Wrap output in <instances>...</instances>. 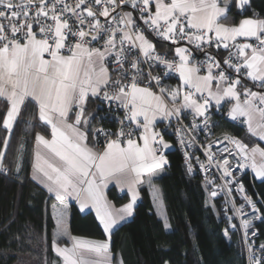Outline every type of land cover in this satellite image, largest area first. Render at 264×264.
I'll return each mask as SVG.
<instances>
[{"label":"snow or ice","instance_id":"obj_1","mask_svg":"<svg viewBox=\"0 0 264 264\" xmlns=\"http://www.w3.org/2000/svg\"><path fill=\"white\" fill-rule=\"evenodd\" d=\"M153 3L154 12L150 7ZM128 4L138 9L146 28L136 23L131 11L113 14L120 5ZM249 4L250 0H235L240 14ZM94 5L103 7L97 12ZM94 5L92 0H75L74 4L67 0H0V99L7 102V111L2 117V128L7 135L3 137L4 148H0V173L7 175L10 171L5 165V149L22 107L34 102L36 114L26 123L30 127L39 126L34 124L38 119L50 128V138L39 131L35 134L31 179L43 185L59 203V208L54 206L51 246L62 264H112L109 241L70 234L66 200L73 198L81 212L94 210L103 232L109 236L122 221L132 217L139 196L138 187L147 182L154 188L153 178L168 163L165 150L170 144L162 131L156 129L158 118L160 122L170 123L172 117L179 118L184 110H190L194 118H203L206 130L212 102L220 106L221 101L230 99L235 103L228 110V117L241 121L248 134L264 141V92L245 88L241 100L238 91L241 75L264 88V19L245 17L238 24L221 23L227 18L230 0H224L223 6L220 0H119V3L117 0H94ZM98 16L110 19L102 24ZM34 25L38 26V31L33 30ZM148 30L154 37L173 45L186 40L194 50L204 52L205 60L194 63L193 50L181 46H176L173 58L168 59L167 52L156 51L155 44L145 34ZM101 38V47L91 46ZM238 38H244L245 42H238ZM205 45L228 51L223 60L227 69H222L220 61L205 51ZM128 55H133V59L126 68ZM111 56H115L113 62L119 65L115 69L118 72L115 80L107 66ZM141 64L148 65L146 73ZM201 66L207 67L206 75H199ZM160 67L164 68L165 76L169 72L178 73L180 84L176 88L161 87L158 94L153 91L152 82L159 86L162 79L160 75H153L152 69ZM214 69L219 75L213 74ZM228 70L235 71L236 79L230 78ZM145 75L147 81L141 86ZM109 88L113 91H108ZM89 94L108 104L109 110L112 104L124 110L121 127L115 133L102 128L92 131L93 139L99 135L115 136V139H107L101 152L87 143V126L94 115H84ZM74 109L78 110L72 120ZM125 121L135 127L125 132ZM197 127L199 125L193 123L190 131ZM134 132H139L136 138H132ZM177 136L179 143L187 147L196 139L193 136L186 141L181 129H177ZM217 143L224 144L223 153L233 154L241 161L232 165L225 156L222 163L217 162L223 176H233L230 168H250L255 178L264 180V148L258 145L249 148L227 133ZM24 155L25 145L21 141L15 156L17 175L22 170ZM205 155L211 163L215 155L211 153V146ZM184 156L191 173L190 154L185 151ZM200 167L205 169L204 164ZM109 181H115L121 190L127 189L129 200L118 208L103 193ZM237 190L243 193V185ZM210 195L215 197L217 193L212 191ZM153 197L159 206L160 198L155 190ZM244 199L251 214L244 212L245 205L237 208L234 202L232 211L240 218L247 241L252 220L260 218L253 214L260 209L251 197ZM159 216L163 228L169 229L166 214L161 212ZM245 216L248 218L244 219ZM228 219L230 226L235 228L236 225L231 224L232 217ZM224 234L228 235L227 229ZM61 238H67L71 246L61 247L58 243ZM246 246L249 264H264V257L256 258L252 245ZM261 249L264 250V245Z\"/></svg>","mask_w":264,"mask_h":264},{"label":"trees","instance_id":"obj_2","mask_svg":"<svg viewBox=\"0 0 264 264\" xmlns=\"http://www.w3.org/2000/svg\"><path fill=\"white\" fill-rule=\"evenodd\" d=\"M228 24L251 16L264 17V0H250L242 14L237 12L235 0H230ZM155 47L171 55L173 44L154 38ZM194 54H204L190 47ZM217 60L223 61L224 49L206 48ZM237 77V74H236ZM238 89L251 87L259 91L264 88L240 76ZM94 98L87 108L93 110ZM222 112L228 111L224 106ZM7 111V102L0 99V148H4L2 117ZM94 112V111H93ZM36 114L34 102L22 107L21 115L14 124L9 146L5 149V165L10 169L7 175L0 173V264H60L52 251L51 239L54 228L50 207L53 196L31 179V162L35 134L37 131L49 137L50 128L38 119L29 126ZM94 114V113H93ZM223 114V113H222ZM95 115L92 119L94 123ZM216 130L226 131L241 140L248 147L260 141L247 133L244 125H238L225 115L217 118ZM93 127V126H92ZM92 129V128H91ZM91 134V130H90ZM21 141L25 145L22 170L15 171L16 149ZM167 168L158 176L156 183L161 190L164 209L170 228H163L150 199L148 189L140 187V200L134 206L133 216L118 225L109 237L113 262L120 264H245L242 241L239 233L228 226L222 217L218 201L207 196L198 175L190 173L183 163L181 154L173 146L167 151ZM244 183L254 197L260 199L264 215V180L256 179L250 172L244 176ZM107 197L114 205L127 203V193L109 187ZM70 232L73 235L93 239L105 238L102 226L92 212L82 214L73 204L70 209ZM258 241L264 245V219L256 223ZM225 229L228 235L225 236ZM18 237V238H17ZM62 240H59V242Z\"/></svg>","mask_w":264,"mask_h":264},{"label":"built area","instance_id":"obj_3","mask_svg":"<svg viewBox=\"0 0 264 264\" xmlns=\"http://www.w3.org/2000/svg\"><path fill=\"white\" fill-rule=\"evenodd\" d=\"M67 2L69 4H74L75 0H67ZM92 2L94 5V0H92ZM117 3H119V0H117ZM85 6H87V5H85ZM82 7H84V6H82ZM102 7H103V5H100V6L94 5V8L97 12ZM128 11L132 12L133 18L135 19L136 23L139 26L146 28V26L143 25V21L140 19L138 9L132 8L130 4L120 5L115 10V13H113V14L118 15L119 13L128 12ZM88 19L90 20L91 18H88ZM98 19L100 20V22L102 24H105L110 19V17L106 18L103 16H98ZM70 22L73 23V27L75 28V26H76L75 21L72 20ZM4 23H7V21H4ZM161 23H163V22H161ZM84 27H85V30H87V21H86ZM33 30L38 31L39 30L38 26L34 25ZM145 34L150 38H158V37H154L150 33V30L146 31ZM89 39H90V37H89ZM158 39H160V38H158ZM160 40H162V39H160ZM167 42L170 43V41H167ZM238 42L243 43L245 41H244V39H238ZM250 42H254V41H250ZM179 43H183V44L185 43L188 47H194L192 45H189L186 40L180 41ZM102 44H103V38L96 41L95 43H92L91 46L92 47H101ZM117 44L119 45V37H117ZM213 47L215 50L217 49L215 47V45H213ZM206 48H209V47L207 45H205V49ZM156 51L161 52V53L164 52V51L162 52L158 49H156ZM135 54L138 55V53H135ZM45 56H46V58H48L47 54ZM223 56H224L223 60L225 57L228 56L227 50H224ZM172 58H173L172 55H168V59L171 60ZM127 59H128V64H125L126 68L131 63V61L133 59V55H128ZM114 60H115V56H111L107 60V66L109 68V72H110L113 80H115L118 76V72L115 71V69H117L119 67V65H117L116 63L113 62ZM192 60L194 63L204 61L205 60V54H199V55L193 54ZM220 63H221L222 69H227V66L223 64V61L222 62L220 61ZM140 67L142 69H144L145 73L149 70L147 64H141ZM164 71L165 70L163 67L152 69V74L153 75H160L161 79H162V83L159 86H156L154 81L152 82L153 91L157 92L158 94H159V88H161V87L176 88V86H177L178 73L169 72L168 75L165 76ZM201 71L206 72L207 67L201 66ZM228 72H229L231 79H233V76H236V73L234 70H228ZM213 74L219 75V73L215 69L213 70ZM146 81H147V76L145 75L144 80L141 83V86H144V83ZM107 90L110 92L113 91V89H111V88H109ZM243 98H244L243 94L241 93V100H243ZM167 103H168L169 108H171L172 107L171 101L168 100ZM93 105H94L93 111H94L95 119H94V123L92 125L93 127L91 129L90 137L92 138L93 148L101 151V150H103L107 139H115V136L114 135H111V136L99 135L96 139H93L92 131H94L98 128H102L106 132L115 133L121 127L120 121L124 117V110L121 108H117V106L115 104H112L111 109L109 110L108 104L102 102L99 98H95V97H94ZM227 113H228V111L222 112L220 109L209 110L210 123H209L208 129H206V130L204 129L203 118H201V117L194 118L193 114H191L189 112L183 113V115H181L179 118L172 117L170 123L167 120L160 122V124L157 126V130L162 131V135H163L164 139H167V138L170 139L173 146L175 148H177V150L181 154L182 161L186 165V167H187V164L185 163L184 153H185V151H187L190 154V161L189 162L192 164V168H193L191 173L194 175H198L200 177L202 185L204 186V188L206 190L207 196H209L210 198H214L218 201L219 211H220L222 217L227 221L229 227H231V226H230V222H229L228 217H232L231 224H235L236 227L235 228L231 227V228L234 231L236 230L239 233V235L241 237V241H242L243 256L245 259V264H249V259H248L249 250L246 246L247 244L252 245V248L254 250V256L256 258L264 257V250L261 249V245H263V244L258 241V237H257L258 236V229H257V226H255L257 222L262 221L264 219V215H263V211L261 208L260 199L258 197H254L253 194H251L249 192V190L247 189V186L243 180L244 176L251 172L250 168H243V169L230 168L229 171H231L233 173V176H223V170L217 166V162L222 163L225 156H227L228 160L230 161V163L232 165H238L241 162L235 155L229 154V153H223L221 151L222 147L224 146V144H227V142H224V144L217 143L218 140L223 139V135L225 133L230 135L226 131H217L216 130L217 118L219 116H222V115H225L226 117H228ZM234 122L240 126H241V124H243L241 121H234ZM193 123L198 124L199 127L190 131ZM130 127L134 128L133 125H129L128 122L125 121L124 122V131L127 132ZM177 129H181L183 131L186 141L194 136L196 138L195 142L190 147L182 146L179 143V137L177 136ZM135 134H136V132H134L133 137L135 136ZM230 136L234 137L232 134ZM125 139H127V137H125ZM209 146H211V153L215 154L213 161L211 163L208 162V157H207V155H205V152ZM227 146L230 148L232 147L231 145H227ZM197 157L199 158V160H197ZM201 164L205 165V169H201V167H200ZM187 169H188V167H187ZM222 176H223V178H222ZM233 177H234V179H233ZM229 180H231L232 183H230V184L227 183ZM206 181H213V183H207ZM241 185H243V187H244L243 193L237 190ZM212 191H216L217 195L215 197H212L210 195ZM245 196L251 197V199L256 203L257 208L260 209L259 213L253 214V215L259 216L260 218L252 220L251 227L248 229L247 241H245L244 230L240 227V218L237 217L236 215H234V213L232 211V206H233V202H234L235 206L237 208H239L241 205H245L244 206V212L251 214L250 207L247 206L245 203V199H244ZM247 218H248V216L244 217V219H247ZM252 233H255V235L253 236Z\"/></svg>","mask_w":264,"mask_h":264},{"label":"crops","instance_id":"obj_4","mask_svg":"<svg viewBox=\"0 0 264 264\" xmlns=\"http://www.w3.org/2000/svg\"><path fill=\"white\" fill-rule=\"evenodd\" d=\"M220 3H221V6H223V3H224V0H220ZM151 7V10L154 12L155 11V5H154V3L150 6ZM247 17H251V16H247ZM245 18V17H244ZM252 18H254V17H252ZM258 18H260V19H264V17H258ZM221 23H224V24H227V25H232V24H228L227 22L225 23V22H223L222 20L220 21ZM239 22V21H238ZM238 22H236V24H238ZM154 44H155V42H154V38H150V37H148ZM238 39H244V38H238ZM164 41V40H163ZM171 43V42H170ZM172 44V43H171ZM176 46H181V47H188L185 43L183 44V43H179L178 45H173L171 48H172V51H171V55L173 56L174 55V49H175V47ZM190 48V47H189ZM63 54H67V52H64ZM45 58H46V56H45ZM177 60H178V57H177ZM207 74V71L206 72H204V71H200V73H199V75H206ZM177 86L180 84V80H179V74H178V76H177ZM233 79H236V76H233ZM249 80V79H248ZM249 81H251V80H249ZM251 82H253V81H251ZM254 83V82H253ZM176 86V87H177ZM245 88H249V89H251L252 91H257V92H264V91H259V90H257V89H252L251 87H245ZM244 88V89H245ZM213 89H215V83H213ZM244 89L243 90H240V89H238V91L240 92V93H244ZM200 94L199 93H197V96H199ZM90 98H94V97H92L91 96V94H89V96H88V98H87V100H86V104H85V112H84V115H85V117H89V114H93L94 112H93V110L90 108H87V103H88V101L90 100ZM233 103H235V101L234 100H226V101H221V105L220 106H217L216 104H215V102L213 101L212 102V104L210 105V108H209V110H211V109H219V107H221V106H224L227 110H229L230 109V107H231V105L233 104ZM78 109H74L73 111H72V113H71V119L72 120H74L75 119V112L77 111ZM187 112H189V113H191V114H193L190 110H184V112L183 113H187ZM93 117H94V115L90 118V123H89V125L87 126V130H88V133H89V135H88V141H87V143H88V146L89 147H91V148H93V146H92V138L90 137V130H91V128H92V119H93ZM229 119H231L230 117H228ZM142 119V118H141ZM71 122V121H70ZM160 124V121H159V118H158V121H157V123H156V129H157V126ZM134 126V125H133ZM135 127V126H134ZM244 127H245V129H246V126L244 125ZM139 135V132H136V134H135V136L134 137H132V138H136L137 136ZM46 138H50V135H49V137H46ZM257 140H259L260 141V143L259 144H256V145H254V146H260L261 148H264V141H262V140H260L258 137H255ZM165 141L166 142H168L169 144H170V148L169 149H166L165 150V156H166V159H167V155H166V153H167V151H169V150H171V149H173V144H172V142L170 141V139H165ZM34 146H35V143H34ZM249 148H251V147H249ZM33 149H34V147H33ZM95 151H97V152H101V151H103V150H101V151H99V150H96L95 148H93ZM168 161V160H167ZM168 164V163H167ZM167 164L163 167V170L159 173V175H161L165 170H166V168H167ZM32 170L30 169V172H31ZM250 171H251V173L253 174V176L255 177V174L252 172V170L250 169ZM159 175H157L156 177H154L153 178V181H152V184H153V186H154V188H150L149 187V184L147 183V182H145V183H143V184H141L139 187H138V191H139V196H138V198H137V202L140 200V187L141 186H145L147 189H148V192H149V196H150V199L152 200V204H153V207H154V209H155V211H156V214H157V216H158V218L160 219V216H159V213H164V214H166V212H165V209H164V205H163V200H162V198H161V190H160V187H158V185H157V183L155 182L156 181V179L158 178V176ZM257 179V178H256ZM36 182V181H35ZM39 185H41V184H39ZM42 187H43V185H41ZM109 187H113V188H116V189H118L121 193H127V189L126 188H124L123 190H121L117 185H116V183H115V181H109L108 182V184H107V186L106 187H104L103 188V193H104V195H105V197L107 198V200L108 201H110L113 205H114V203L111 201V200H109V198L107 197V188H109ZM44 188V187H43ZM45 190H46V192L48 193V191H47V189L46 188H44ZM153 190H155L156 192H157V194H158V196H159V198H160V204H159V209H160V211L158 212V209H156V204L154 203V197H153ZM50 194V193H49ZM50 195H52L53 196V198H54V200L52 201V205H51V207H50V214H52V216H53V212H54V206H56V208H59V203H58V201L56 200V198H55V196L53 195V194H50ZM128 200H129V196H128ZM128 202V201H127ZM136 202V203H137ZM66 203H67V205H68V213H69V216H68V222L70 221V216H71V213H70V209H71V205H75L76 207H77V209H78V211L79 212H81L80 210H79V206H78V204L76 203V201L73 199V198H68L67 200H66ZM115 206V205H114ZM121 205H116L115 207H120ZM135 206V205H134ZM86 212H92L94 215H95V211L94 210H91V209H89V210H87V211H85V212H81L82 214H84V213H86ZM133 212H134V210H133ZM96 217V216H95ZM130 217H128L127 219H126V221L129 219ZM98 221V220H97ZM53 224H54V227H55V221L53 220ZM123 222H125V221H122L121 223H123ZM120 223V224H121ZM117 227V226H116ZM115 227V228H116ZM54 229V228H53ZM103 229V228H102ZM69 231H70V224H69ZM70 234H71V232H70ZM51 235H52V233H51ZM71 235H73V234H71ZM73 236H77V237H81V236H78V235H73ZM109 235L108 234H105V238H103V239H93V238H89V237H86L87 239H92V240H101V241H109ZM81 238H85V237H81ZM60 240H62V242L60 241L59 242V240H58V243H59V245L61 246V247H64V246H71V244H70V241L67 239V238H61ZM53 251V250H52ZM53 253L57 256V254L53 251ZM113 255V254H112ZM113 257H114V255H113ZM60 259V258H59ZM60 264H62V262H61V260H60Z\"/></svg>","mask_w":264,"mask_h":264},{"label":"rangeland","instance_id":"obj_5","mask_svg":"<svg viewBox=\"0 0 264 264\" xmlns=\"http://www.w3.org/2000/svg\"><path fill=\"white\" fill-rule=\"evenodd\" d=\"M255 145H256V144H255ZM253 146H254V145H253ZM156 209H158V212L160 211L159 206H157V205H156ZM26 263H27V262H26ZM26 263H25V264H26ZM17 264H18V263H17ZM22 264H23V263H22ZM112 264H118V263L113 262V260H112Z\"/></svg>","mask_w":264,"mask_h":264}]
</instances>
